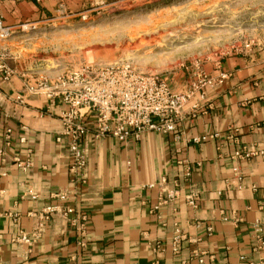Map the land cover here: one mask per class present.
<instances>
[{
  "label": "crops",
  "instance_id": "1",
  "mask_svg": "<svg viewBox=\"0 0 264 264\" xmlns=\"http://www.w3.org/2000/svg\"><path fill=\"white\" fill-rule=\"evenodd\" d=\"M23 8L32 6L0 1L12 28L22 20ZM7 63L0 51V64ZM203 67L211 75L225 72L229 77L205 90L203 107L192 120L184 113L177 138L178 133L147 132L140 140L96 139L92 117L86 114L87 177L76 188L69 181L68 140L55 139L66 107L42 92L29 95L23 104L8 101L6 97L18 94L31 75L15 70L3 81L0 73V144L6 129L11 132L5 161H0V264H197L191 258L194 249L206 252L205 264H264V155L231 157L243 148L264 147V46L227 54ZM185 77L173 76L171 88L184 90ZM213 134L217 136L203 142L188 141ZM27 155L32 166L22 172L11 158L23 160ZM182 160L192 166L197 206L189 207L181 196L153 209L160 193L149 184L177 179L181 194L186 192ZM235 165L240 180L232 171ZM27 188L38 198H28ZM60 189L75 191L71 218L83 224L82 232L78 224L56 214L29 250L11 242L19 231L36 224L30 212L63 204L52 197ZM255 222L262 226L261 248L253 237ZM176 231L180 237L174 249Z\"/></svg>",
  "mask_w": 264,
  "mask_h": 264
},
{
  "label": "rangeland",
  "instance_id": "2",
  "mask_svg": "<svg viewBox=\"0 0 264 264\" xmlns=\"http://www.w3.org/2000/svg\"><path fill=\"white\" fill-rule=\"evenodd\" d=\"M0 1L32 6L0 38L7 64L25 75L54 78L84 64L129 63L170 82L245 43L264 46V0ZM7 21L3 16L12 27Z\"/></svg>",
  "mask_w": 264,
  "mask_h": 264
},
{
  "label": "built area",
  "instance_id": "3",
  "mask_svg": "<svg viewBox=\"0 0 264 264\" xmlns=\"http://www.w3.org/2000/svg\"><path fill=\"white\" fill-rule=\"evenodd\" d=\"M12 33V27L4 25L3 16L0 13V38L4 39ZM254 47L251 43H245L240 49H235L234 53L245 54ZM185 71L187 86L184 90L176 91L171 88L167 77L140 70L129 63H89L67 69L54 78L31 75L30 78L25 79L23 88L18 94L13 98L6 97V99L15 104H23L29 95L42 92L49 99L58 98L66 107L59 115L61 131L55 139L60 141L62 137H65L68 140V151L71 158L68 168L69 181L76 188L85 183L87 177L88 150L83 143L88 133L83 121L86 114L92 117L93 136L96 139L111 137L118 142H125L129 139L140 140L147 132L178 133L177 138L182 134L180 122L184 113L187 112L192 120L203 107L205 90L221 85L229 77V74L225 72L211 75L204 70L202 64L198 63L192 64ZM0 73L2 80L7 81L14 70L6 64H0ZM10 133V129H6L1 140L0 161H5V147L9 145ZM216 136L217 134L197 136L188 141L199 143ZM19 142L24 143L25 138L21 137ZM263 155L264 147L261 149L243 148L235 151L231 157L235 160H245ZM11 162L22 172H26L32 166L29 155L23 160L14 156ZM180 164L182 166L181 178L187 185L186 192L181 194L177 179L170 182L161 178L158 182L149 184L147 187H157L160 193L153 209H157L161 204L174 202L181 196L189 207L197 206L199 191L191 181L192 166L186 160H182ZM232 171L240 180L239 167L235 165ZM25 195L32 200L38 198V194L32 188H27ZM52 197L63 204L61 206L48 205L37 212H30L29 215L36 218V224L29 231H19L10 240L11 242L25 245L29 250L42 237L47 224L56 214L62 219H69L70 223L75 226L78 224L82 232L83 224L77 223V217L71 218L75 213V208L71 204L75 198V191L60 189L53 193ZM12 217L16 220L18 214H12ZM79 219L84 221L85 216L82 215ZM252 227L256 248H261L263 245L262 226L255 222ZM208 230L210 231V228ZM179 237L176 231L172 240L174 249L177 248ZM79 244L82 243L79 242ZM205 256L204 251L192 250L191 258L197 264H205ZM179 264H184V262Z\"/></svg>",
  "mask_w": 264,
  "mask_h": 264
}]
</instances>
